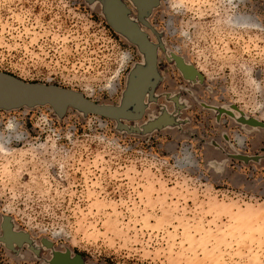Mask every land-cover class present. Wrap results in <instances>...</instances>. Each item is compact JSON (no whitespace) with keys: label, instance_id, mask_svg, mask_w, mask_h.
Here are the masks:
<instances>
[{"label":"rangeland","instance_id":"374dc122","mask_svg":"<svg viewBox=\"0 0 264 264\" xmlns=\"http://www.w3.org/2000/svg\"><path fill=\"white\" fill-rule=\"evenodd\" d=\"M158 1L140 118L0 108V264H264V0ZM142 63L98 2L0 0V72L120 105Z\"/></svg>","mask_w":264,"mask_h":264},{"label":"water","instance_id":"95a60500","mask_svg":"<svg viewBox=\"0 0 264 264\" xmlns=\"http://www.w3.org/2000/svg\"><path fill=\"white\" fill-rule=\"evenodd\" d=\"M87 1L98 2L109 25L135 44L143 56V63L136 64L128 75L121 104L97 103L73 89L54 84L27 82L0 72V108L8 110L20 106L49 104L59 115L69 106L114 119H137L143 115L146 108L145 97L147 100L155 99L152 93L160 80L156 69V48L161 44L159 46L151 42L147 34L139 28L138 22L156 33L147 18L159 1L130 0L138 11L136 17L129 16V10L122 0Z\"/></svg>","mask_w":264,"mask_h":264}]
</instances>
